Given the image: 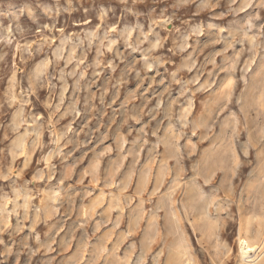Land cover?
<instances>
[{"label":"clouds","instance_id":"clouds-1","mask_svg":"<svg viewBox=\"0 0 264 264\" xmlns=\"http://www.w3.org/2000/svg\"><path fill=\"white\" fill-rule=\"evenodd\" d=\"M253 65L264 75V0H0V183L12 189L0 188V264H64L60 249L88 222L73 207L85 196L78 186L84 176L96 181L101 158L135 161L152 133L180 158L181 140L240 103L230 88L242 98ZM256 128L264 133V112ZM248 148L225 138L219 160L230 167ZM84 149L92 168L77 174ZM215 194L227 248L235 202ZM241 211L243 229L254 213Z\"/></svg>","mask_w":264,"mask_h":264},{"label":"rangeland","instance_id":"rangeland-1","mask_svg":"<svg viewBox=\"0 0 264 264\" xmlns=\"http://www.w3.org/2000/svg\"><path fill=\"white\" fill-rule=\"evenodd\" d=\"M250 72L257 76L242 98L240 86L230 88L240 103H230L218 113L217 126L210 131L194 132L191 140H181L180 158L168 155L173 149L162 133L159 141L156 133L151 134L136 152L135 161L128 155L117 164L111 159L117 156L115 152L103 156L95 171L96 181L90 175L83 177L78 189L83 187L85 196L81 200L77 195L73 206L79 209L81 222H88L60 249L58 260L64 264H243L239 237H246L247 230L256 229L259 222L264 234V133L256 128L259 114L264 112V75L256 65ZM206 103L210 106L212 98ZM229 111L235 120H224ZM220 120L224 121L222 127ZM225 138L250 145L247 151L237 153L227 168L219 160ZM95 143L93 140L87 147ZM129 147L126 144L122 151L128 152ZM102 148L104 145L96 151ZM76 157L81 158L77 174L92 168L93 154L87 149L78 151ZM79 178L72 177L73 181ZM8 183H0L4 194H11ZM216 192L225 201L235 202L232 210L237 220L227 248L224 230L213 219L220 202ZM32 202L39 201L34 197ZM241 205L254 213L245 218L243 229ZM75 219L74 211L68 224ZM14 222L11 218L5 227Z\"/></svg>","mask_w":264,"mask_h":264},{"label":"bare ground","instance_id":"bare-ground-1","mask_svg":"<svg viewBox=\"0 0 264 264\" xmlns=\"http://www.w3.org/2000/svg\"><path fill=\"white\" fill-rule=\"evenodd\" d=\"M246 237L240 236L238 239L239 256L247 259V264H260L264 258V234L262 233V222L254 230H247Z\"/></svg>","mask_w":264,"mask_h":264}]
</instances>
